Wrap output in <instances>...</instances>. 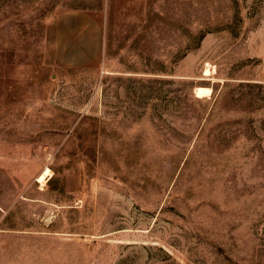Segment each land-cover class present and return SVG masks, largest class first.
<instances>
[{"label": "rangeland", "instance_id": "1", "mask_svg": "<svg viewBox=\"0 0 264 264\" xmlns=\"http://www.w3.org/2000/svg\"><path fill=\"white\" fill-rule=\"evenodd\" d=\"M0 264H264V0H0Z\"/></svg>", "mask_w": 264, "mask_h": 264}, {"label": "crops", "instance_id": "2", "mask_svg": "<svg viewBox=\"0 0 264 264\" xmlns=\"http://www.w3.org/2000/svg\"><path fill=\"white\" fill-rule=\"evenodd\" d=\"M103 15L96 10L65 9L46 22L48 50L66 63L97 64Z\"/></svg>", "mask_w": 264, "mask_h": 264}, {"label": "bare ground", "instance_id": "3", "mask_svg": "<svg viewBox=\"0 0 264 264\" xmlns=\"http://www.w3.org/2000/svg\"><path fill=\"white\" fill-rule=\"evenodd\" d=\"M209 64V63H208ZM208 67V66H207ZM210 70V69H209ZM197 95L205 94L206 92L210 91V88L208 86H199L197 87ZM209 94V93H208ZM210 95V94H209ZM208 95V96H209ZM52 170L49 166H46L43 171L38 175V181H41L42 184L46 183V180L49 178V176L52 175Z\"/></svg>", "mask_w": 264, "mask_h": 264}]
</instances>
